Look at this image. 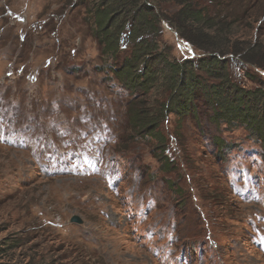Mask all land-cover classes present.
Returning <instances> with one entry per match:
<instances>
[{
    "label": "rangeland",
    "instance_id": "obj_1",
    "mask_svg": "<svg viewBox=\"0 0 264 264\" xmlns=\"http://www.w3.org/2000/svg\"><path fill=\"white\" fill-rule=\"evenodd\" d=\"M79 1L0 0V264H264L261 139L216 120L208 87L194 115L163 117L164 143L132 130L128 91L107 68L133 42L102 53ZM219 1L205 0L214 11ZM223 1L220 13L245 25L236 37L264 43V0L245 16L242 0ZM158 29L170 62L204 55L162 18ZM224 57L231 82L264 90V71ZM167 93L157 83L128 100L156 112Z\"/></svg>",
    "mask_w": 264,
    "mask_h": 264
},
{
    "label": "trees",
    "instance_id": "obj_2",
    "mask_svg": "<svg viewBox=\"0 0 264 264\" xmlns=\"http://www.w3.org/2000/svg\"><path fill=\"white\" fill-rule=\"evenodd\" d=\"M79 3V9L83 10L82 18L95 28L94 34L102 53L116 55L126 35L133 42L130 56L121 62L115 60L107 68L128 91L125 110L132 130L151 134L157 143H164L163 135L156 136L159 132L156 129L163 117L167 113L173 114L178 123L194 115L192 102L196 97L195 91L208 87L211 97L218 100L214 101L216 120L238 122L258 136L264 147V90H248L231 82L227 73L228 60L224 57L231 53L242 64L264 71V43L236 37L245 25L237 15L230 18L220 13V6L226 8V2L219 1L217 11H214V6H207L205 0H80ZM256 4L257 1L242 0L236 8L240 5L243 9L240 13L245 16ZM161 18L180 38L204 55L195 61L167 60L155 44ZM99 70L103 72L102 67ZM194 70L210 75L216 82L208 84L207 81L198 80ZM76 72L72 67L69 74L74 75ZM247 76L251 77L249 74ZM249 79L254 81L256 77ZM157 83L163 84L168 93L166 102L156 112L138 107L134 102L137 95L128 100L129 93L144 96ZM3 117L8 118L5 114ZM99 137L101 143L100 134ZM216 145L220 147L217 142ZM162 150L159 147L160 156L157 157L169 175L174 169L173 162L162 154ZM166 182L170 183L169 178Z\"/></svg>",
    "mask_w": 264,
    "mask_h": 264
},
{
    "label": "water",
    "instance_id": "obj_3",
    "mask_svg": "<svg viewBox=\"0 0 264 264\" xmlns=\"http://www.w3.org/2000/svg\"><path fill=\"white\" fill-rule=\"evenodd\" d=\"M70 222L76 223V224H81L82 223V219L79 216H77V215H73L70 218Z\"/></svg>",
    "mask_w": 264,
    "mask_h": 264
}]
</instances>
